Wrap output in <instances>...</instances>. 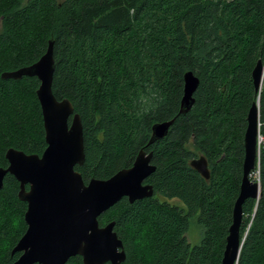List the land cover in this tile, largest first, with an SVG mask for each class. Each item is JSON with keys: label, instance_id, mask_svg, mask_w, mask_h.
Listing matches in <instances>:
<instances>
[{"label": "trees", "instance_id": "16d2710c", "mask_svg": "<svg viewBox=\"0 0 264 264\" xmlns=\"http://www.w3.org/2000/svg\"><path fill=\"white\" fill-rule=\"evenodd\" d=\"M54 42L53 93L68 99L83 123L88 184L131 168L141 151L155 172L154 196L127 198L99 218L115 222L124 264H222L240 194L252 73L264 62V0H0V168L10 149L42 156L47 148L36 77L3 80L29 67ZM199 79L195 103L180 114L185 75ZM264 139V82L260 92ZM175 120L150 145L157 123ZM258 173L262 197L243 205L238 264H264V142ZM204 157L210 178L191 163ZM253 180V181H254ZM27 189H29L27 187ZM10 174L0 190V264L27 231V203ZM177 199L184 207L164 201ZM192 223L202 233L192 245ZM66 264H84L80 256Z\"/></svg>", "mask_w": 264, "mask_h": 264}, {"label": "water", "instance_id": "95a60500", "mask_svg": "<svg viewBox=\"0 0 264 264\" xmlns=\"http://www.w3.org/2000/svg\"><path fill=\"white\" fill-rule=\"evenodd\" d=\"M55 74L54 42L35 64L2 74L3 80L36 77L40 81L37 97L41 105L47 148L42 156L10 149L6 154L8 168H0V190L10 174L20 183L19 199L27 203V231L13 249L21 253L13 264H66L80 256L84 264H124L126 252L115 232V222L104 227L99 218L127 198L131 204L154 196L146 184L155 172L153 154L141 151L133 166L123 169L108 180L84 182L76 170L86 160L83 123L73 104L59 101L53 93ZM254 99L244 137L245 159L240 194L233 210V223L226 239L222 264H238L244 238L241 237L243 205L248 199L262 197L261 185L252 180L256 170L260 136V92L264 82V62L259 59L252 73ZM184 97L180 114L188 113L194 103L199 79L188 72L184 78ZM175 120L157 123L152 128L150 145L165 138ZM192 167L204 178H210L204 157ZM27 187L29 189H27Z\"/></svg>", "mask_w": 264, "mask_h": 264}, {"label": "rangeland", "instance_id": "374dc122", "mask_svg": "<svg viewBox=\"0 0 264 264\" xmlns=\"http://www.w3.org/2000/svg\"><path fill=\"white\" fill-rule=\"evenodd\" d=\"M58 1L61 2L63 0H58ZM254 179H258V173H253L252 174V180H254ZM161 199L164 200V201H168L171 204L178 205L180 207H184L183 203L181 201L177 200V199L170 200V199H166V198H163V197H161ZM187 237H188L189 242L192 245H198L201 242L202 233H201V230L199 229V227L195 223L191 224L190 230L188 231V234H187Z\"/></svg>", "mask_w": 264, "mask_h": 264}, {"label": "built area", "instance_id": "2783aa9c", "mask_svg": "<svg viewBox=\"0 0 264 264\" xmlns=\"http://www.w3.org/2000/svg\"><path fill=\"white\" fill-rule=\"evenodd\" d=\"M259 147H260V145L264 142V139L261 137V136H259Z\"/></svg>", "mask_w": 264, "mask_h": 264}, {"label": "flooded vegetation", "instance_id": "af4514ba", "mask_svg": "<svg viewBox=\"0 0 264 264\" xmlns=\"http://www.w3.org/2000/svg\"><path fill=\"white\" fill-rule=\"evenodd\" d=\"M21 254V253H20Z\"/></svg>", "mask_w": 264, "mask_h": 264}]
</instances>
